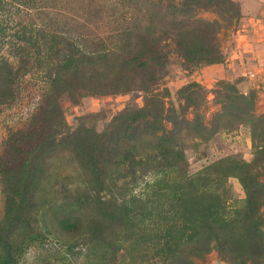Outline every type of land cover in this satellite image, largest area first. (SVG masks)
<instances>
[{"label":"rangeland","instance_id":"obj_1","mask_svg":"<svg viewBox=\"0 0 264 264\" xmlns=\"http://www.w3.org/2000/svg\"><path fill=\"white\" fill-rule=\"evenodd\" d=\"M87 2L0 0V172L47 224L14 260L1 234L0 264H85L97 241L106 264H264V0H91L111 53L106 93L79 96L28 37Z\"/></svg>","mask_w":264,"mask_h":264},{"label":"trees","instance_id":"obj_2","mask_svg":"<svg viewBox=\"0 0 264 264\" xmlns=\"http://www.w3.org/2000/svg\"><path fill=\"white\" fill-rule=\"evenodd\" d=\"M89 2H91V0H88V6L86 8L83 7L84 11H87L89 15H77L74 18L64 19L63 26L60 30L37 31L34 35L30 34V37H28V39L34 40L38 54L46 55L48 57L56 54L59 56L62 64L70 62L74 63V69L78 75V80L75 85L76 94L79 96L90 91L91 94L93 92L106 93L104 90L105 84L102 82L103 74L99 71V64L105 60L109 53H111V48L108 47L106 37L103 34L92 36L93 32L89 31L90 27H92L91 10L89 8L93 7ZM40 40H42L43 43L49 42L50 44H53V46L49 48V53L43 52V49L39 45ZM86 65H90L89 74L91 76L87 83L81 79V75ZM0 176L4 185L3 192L6 194L7 201L9 202L5 207L7 215H5L0 222V235L4 234L6 236L5 246L9 251L10 258H13L14 260L19 254L21 241L29 240L32 242L36 240V238L42 234V229L45 228L47 224L41 222L35 215V210L38 207L37 201H22L20 203L12 202L11 199L17 194L18 190L12 185L10 171L6 168L1 169ZM103 183L104 180L99 178L97 184L102 185ZM88 195L90 194H88L86 189L82 190V192L78 191L75 203L78 204V202L84 198L90 197ZM26 196L29 197L28 195ZM98 200V204H103V201L99 198ZM13 212H16L18 216L11 217L10 214ZM86 223L87 220L70 221V223H66V226L62 225L61 230L71 236L83 235ZM21 235L23 236L21 237ZM109 247L110 246L106 245V248L103 249V246L102 244H99V241L93 243L92 247L88 248L90 251L88 254L90 259L88 263L85 264L108 263L106 259V251ZM98 248H100V250Z\"/></svg>","mask_w":264,"mask_h":264}]
</instances>
